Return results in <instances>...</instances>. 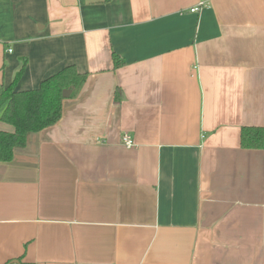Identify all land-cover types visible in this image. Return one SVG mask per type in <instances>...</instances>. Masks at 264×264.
Wrapping results in <instances>:
<instances>
[{"label": "crops", "instance_id": "crops-1", "mask_svg": "<svg viewBox=\"0 0 264 264\" xmlns=\"http://www.w3.org/2000/svg\"><path fill=\"white\" fill-rule=\"evenodd\" d=\"M68 66L0 163V264H264V0H0V93Z\"/></svg>", "mask_w": 264, "mask_h": 264}, {"label": "trees", "instance_id": "trees-1", "mask_svg": "<svg viewBox=\"0 0 264 264\" xmlns=\"http://www.w3.org/2000/svg\"><path fill=\"white\" fill-rule=\"evenodd\" d=\"M113 62L115 69L124 65L116 55H113ZM22 73L23 68L0 93V122L13 129L11 133L0 131V163L10 162L14 150L26 145L29 134L56 125L62 116V92L71 90V97H75L87 79V74H81L74 66H68L41 81L37 88L19 92L16 85ZM121 100L122 93L116 89L114 102L120 103ZM240 147L264 151V127H242Z\"/></svg>", "mask_w": 264, "mask_h": 264}, {"label": "built area", "instance_id": "built-area-1", "mask_svg": "<svg viewBox=\"0 0 264 264\" xmlns=\"http://www.w3.org/2000/svg\"><path fill=\"white\" fill-rule=\"evenodd\" d=\"M198 11H199V8L198 7L194 8V9H191V12L192 13H196ZM121 141H122L123 147L126 148V149H131L132 147H134L133 139L128 134H124L122 136Z\"/></svg>", "mask_w": 264, "mask_h": 264}, {"label": "water", "instance_id": "water-1", "mask_svg": "<svg viewBox=\"0 0 264 264\" xmlns=\"http://www.w3.org/2000/svg\"><path fill=\"white\" fill-rule=\"evenodd\" d=\"M70 94H71V90H64L62 92L63 99H67L70 96ZM15 264H19V263H15Z\"/></svg>", "mask_w": 264, "mask_h": 264}]
</instances>
